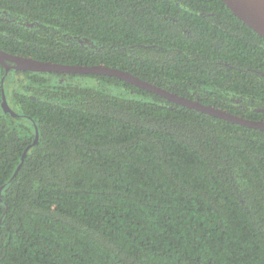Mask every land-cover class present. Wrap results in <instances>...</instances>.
I'll return each instance as SVG.
<instances>
[{
    "label": "trees",
    "instance_id": "1",
    "mask_svg": "<svg viewBox=\"0 0 264 264\" xmlns=\"http://www.w3.org/2000/svg\"><path fill=\"white\" fill-rule=\"evenodd\" d=\"M0 50L264 122V39L221 0H0ZM0 264H264V132L0 65Z\"/></svg>",
    "mask_w": 264,
    "mask_h": 264
},
{
    "label": "water",
    "instance_id": "2",
    "mask_svg": "<svg viewBox=\"0 0 264 264\" xmlns=\"http://www.w3.org/2000/svg\"><path fill=\"white\" fill-rule=\"evenodd\" d=\"M221 2L225 4L227 9L232 13L234 17H236L244 25L250 28L255 34L264 39V0H221ZM0 65L5 68L6 74H8L10 70H14L22 72L27 71L31 73H59L114 77L130 85H133L141 90L157 95L173 104L195 110L202 114L221 119L232 124L264 132V122L245 120L231 115L230 113L224 110L217 109L212 106L203 105L197 101L177 96L171 92L149 84L128 72H124L118 69L109 68L105 66L87 67L41 62L33 60L31 58L9 55L1 50ZM2 106L5 112L10 113L14 117L16 116L9 108L4 94ZM37 140L38 137L36 136L34 143H36ZM29 148L30 147H28L24 151L21 162L23 161L26 152Z\"/></svg>",
    "mask_w": 264,
    "mask_h": 264
}]
</instances>
